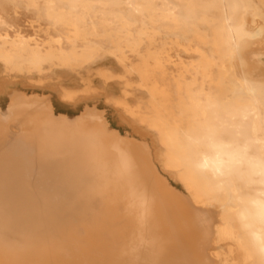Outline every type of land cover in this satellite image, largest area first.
Masks as SVG:
<instances>
[{
	"label": "bare ground",
	"instance_id": "1",
	"mask_svg": "<svg viewBox=\"0 0 264 264\" xmlns=\"http://www.w3.org/2000/svg\"><path fill=\"white\" fill-rule=\"evenodd\" d=\"M262 48L264 0H0L11 85L110 56L125 71L101 75L127 87L115 104L152 136L139 146L93 110L70 119L11 91L0 121L32 112L43 134L20 139L13 127L0 148V264H162L158 238L183 252L196 228L217 264H264ZM133 89L146 98L132 106ZM82 119L101 148L75 153L58 135ZM184 256L163 264H193Z\"/></svg>",
	"mask_w": 264,
	"mask_h": 264
},
{
	"label": "rangeland",
	"instance_id": "2",
	"mask_svg": "<svg viewBox=\"0 0 264 264\" xmlns=\"http://www.w3.org/2000/svg\"><path fill=\"white\" fill-rule=\"evenodd\" d=\"M261 51H264V48ZM262 63L264 64V55L262 56ZM124 71L122 64L108 56L98 61L91 69H83L78 72L57 71L51 80L38 86L29 85V83L21 79H18L19 81L15 85H11V79L5 76L0 67V109L5 110L7 108L11 100V91L16 90L28 97L49 99L57 114L65 115L70 119H79L83 116L86 109L93 110L104 118L112 131H117L120 135L132 140L139 146L145 144L151 146L152 136L139 126L135 120L126 116L123 109L115 104V101L124 100L125 90L127 89L125 83L121 79H106L101 75L104 72H110L121 76ZM135 80L134 76L131 77L132 82ZM62 88L73 91L72 100L62 99L60 94ZM145 98L146 95L143 91L133 89L126 101L133 106ZM89 123V120L85 119L73 122L69 125L67 131L58 135V143L72 147L75 153L79 148L90 145L101 148L97 140L94 142L90 136L91 126ZM13 127H16L17 131H19L20 139H38L43 134L40 131L43 130L42 123L36 120L34 114L19 109L12 118L10 117L7 121H0V148L6 142L11 141V128ZM88 142L90 143L89 145ZM139 153L144 156L141 151ZM107 155L110 156L109 151ZM158 170L169 186L179 191V193L184 192V188L174 175L164 173L159 164ZM200 234L196 228L192 235L188 237L186 235V239L182 241V244L186 247V251L183 250V252L176 249V246H174L175 240L171 234L164 238L159 237L157 250L160 251V244L165 245L164 248H166L164 255L161 256V260H163H160L161 263H166L172 258L175 261H183L182 259L185 258L184 254L186 253L188 260H193V264H198L199 262V264H217L216 260L212 258V253L216 246H214L212 241L206 242L205 239H201ZM108 243V250L112 252L113 242L109 241ZM182 244L180 246H183ZM195 260H198V263Z\"/></svg>",
	"mask_w": 264,
	"mask_h": 264
}]
</instances>
